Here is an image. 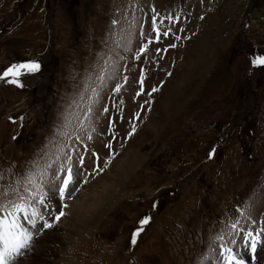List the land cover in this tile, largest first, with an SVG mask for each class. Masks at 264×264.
<instances>
[{"label":"rangeland","instance_id":"374dc122","mask_svg":"<svg viewBox=\"0 0 264 264\" xmlns=\"http://www.w3.org/2000/svg\"><path fill=\"white\" fill-rule=\"evenodd\" d=\"M153 14L179 17L182 39L169 48L173 37H162L136 60ZM254 53L264 54V0H0V74L41 65L23 87L0 81V215L23 203L41 226L22 218L32 239L14 264H209L214 244L250 264L242 237L264 242V67H251ZM68 167L77 182L61 199L52 173ZM257 252L263 262L264 246Z\"/></svg>","mask_w":264,"mask_h":264},{"label":"snow or ice","instance_id":"6c2138e0","mask_svg":"<svg viewBox=\"0 0 264 264\" xmlns=\"http://www.w3.org/2000/svg\"><path fill=\"white\" fill-rule=\"evenodd\" d=\"M155 13V10L153 9ZM180 23V18L177 16H161L159 14H153L151 19V33H154V37L151 34H145L147 43L143 44L138 54L134 57L136 60H140L141 56L144 55L150 44L159 43L161 38L173 37L175 40H180L182 37L178 34L173 33V28L176 24ZM180 32H183L184 29H180ZM169 48H175L177 45L175 43L168 46ZM168 49H157V53L162 51H167ZM250 65L252 68L264 67V54H252L250 56ZM41 70V65L37 61H29L26 63H13L11 66L7 67L6 70L0 74V81H5L9 84L15 85L17 87H23L21 82V77L23 75L36 74ZM171 75V73H168ZM125 81L127 77L124 78ZM145 80V72L143 69L140 71L139 83L141 85V90L137 92V95L145 94L143 91V84ZM159 90L158 87H153L151 92H148L147 95H152L153 93ZM121 91V87L117 86L114 89V94H118ZM105 112L108 111L107 108L104 109ZM143 111V107L141 108ZM140 112H137L133 115L132 120L141 119ZM131 122V121H130ZM135 125H133L132 133H129L131 136L135 132ZM110 147V145H109ZM215 154L214 150H211L209 156ZM93 155H96L93 153ZM97 159H99L97 157ZM84 157H80V165L83 168ZM51 168V165H48ZM100 171V165L97 163L93 170V173ZM89 173V175L93 174ZM77 182V170L73 167L60 168L57 171L52 173V183H58V192L61 199L65 198L66 194H70L71 191L75 190L72 188ZM82 183H87V180L81 181ZM39 203L45 205V198H39ZM46 207V205H45ZM6 205L0 204V209H6ZM23 214L24 218L29 221L33 226H35V220L33 217L38 215L35 208L29 213L28 208L23 203H15L12 205L11 210H7L3 215H0V264H14L15 259L21 254V250L29 247L31 242L30 233L23 228L20 223V215ZM63 216V212H60L55 216L56 220H59ZM151 217H144L139 221L140 227L133 231L130 237V246H135L137 240L141 233L144 231V226L150 222ZM45 228H50L52 225L48 222L44 223ZM235 227V225H233ZM244 240V250L250 254L252 257V264H256L257 257V248L258 246H264V242L255 238L251 230L247 231L242 237ZM219 264H245L243 255L234 252L231 248H225L219 253Z\"/></svg>","mask_w":264,"mask_h":264},{"label":"bare ground","instance_id":"6f19581e","mask_svg":"<svg viewBox=\"0 0 264 264\" xmlns=\"http://www.w3.org/2000/svg\"><path fill=\"white\" fill-rule=\"evenodd\" d=\"M3 215V214H2ZM39 217V216H38ZM34 219V218H33ZM35 220V219H34ZM20 221L22 222V224L23 225H25V223H24V221H23V219L22 218H20ZM27 225V224H26ZM40 225H39V223H35V228H37V227H39ZM41 227V226H40ZM28 230H30V228H28ZM41 240V239H40ZM34 257H36V256H34ZM34 257H32V258H30V263L31 264H37L33 259H34ZM24 259V258H23ZM26 261H27V259H26ZM40 261V260H39ZM40 262H38V264H39ZM27 264V263H26Z\"/></svg>","mask_w":264,"mask_h":264}]
</instances>
